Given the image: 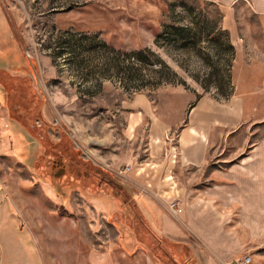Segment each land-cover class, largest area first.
<instances>
[{"label": "rangeland", "instance_id": "rangeland-1", "mask_svg": "<svg viewBox=\"0 0 264 264\" xmlns=\"http://www.w3.org/2000/svg\"><path fill=\"white\" fill-rule=\"evenodd\" d=\"M21 74L40 139L7 115L0 85V264H264V169L216 184L221 150L264 157V12L245 0H0V79ZM235 96L249 139L214 133L207 166L177 168L187 199L168 173L158 186L156 161L190 106ZM135 200L168 221L151 225Z\"/></svg>", "mask_w": 264, "mask_h": 264}, {"label": "crops", "instance_id": "crops-1", "mask_svg": "<svg viewBox=\"0 0 264 264\" xmlns=\"http://www.w3.org/2000/svg\"><path fill=\"white\" fill-rule=\"evenodd\" d=\"M245 1L251 4L257 12H264V0ZM246 108V103L242 96H235L228 102H218L204 97L196 100L190 106L186 122L177 132L172 148H166L161 153L159 160L156 161L160 166L157 185L160 186L162 184L168 173L167 178L173 177L170 180V184H172L170 187L175 189L177 196L181 194L183 199H187L189 196L187 191H190V188L181 183L177 168H203L207 166L208 150L214 133L225 135L226 142L229 139V135L236 132H246V136L249 139V125L245 122ZM238 154L240 160L236 162V155L225 156L223 150L218 153L220 162L225 165L224 167L219 164L217 167L216 172L218 173L219 181L216 184L218 186L221 185L223 188L237 187V182L248 180L247 173L252 171V166L255 164H259V167L261 166V169H264V157L260 155L261 152H257L258 155H254L250 152L243 153L240 151ZM254 158L258 159L255 160ZM174 185L175 187H173ZM177 199L179 204H181V197H177ZM136 205L141 211L143 219L151 223V225L154 222H166V218L159 217V219H156L153 214L146 210L143 204H138L136 201ZM154 232L159 237L170 238L163 231Z\"/></svg>", "mask_w": 264, "mask_h": 264}, {"label": "flooded vegetation", "instance_id": "flooded-vegetation-1", "mask_svg": "<svg viewBox=\"0 0 264 264\" xmlns=\"http://www.w3.org/2000/svg\"><path fill=\"white\" fill-rule=\"evenodd\" d=\"M0 85L3 87L5 96V107L7 115L14 123L24 127L33 140L40 139L32 134L34 122H32V110L35 109L34 96L36 91L33 82L28 74L18 76L7 75L0 79ZM171 250V249H170ZM174 259L178 256L173 255ZM186 264V263H181Z\"/></svg>", "mask_w": 264, "mask_h": 264}, {"label": "built area", "instance_id": "built-area-1", "mask_svg": "<svg viewBox=\"0 0 264 264\" xmlns=\"http://www.w3.org/2000/svg\"><path fill=\"white\" fill-rule=\"evenodd\" d=\"M171 207H172V211L173 213H178L181 211V208L179 207V202L177 199H174L172 202H171ZM249 257L248 256H245L241 259V263L243 264H246L249 262ZM233 264H237V263H233ZM239 264V263H238Z\"/></svg>", "mask_w": 264, "mask_h": 264}, {"label": "trees", "instance_id": "trees-1", "mask_svg": "<svg viewBox=\"0 0 264 264\" xmlns=\"http://www.w3.org/2000/svg\"><path fill=\"white\" fill-rule=\"evenodd\" d=\"M159 237V236H158ZM159 238H161V237H159Z\"/></svg>", "mask_w": 264, "mask_h": 264}]
</instances>
